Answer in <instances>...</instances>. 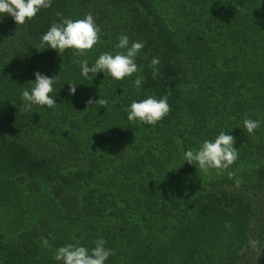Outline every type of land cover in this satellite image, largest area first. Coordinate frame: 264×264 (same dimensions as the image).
I'll use <instances>...</instances> for the list:
<instances>
[{"label": "trees", "instance_id": "trees-1", "mask_svg": "<svg viewBox=\"0 0 264 264\" xmlns=\"http://www.w3.org/2000/svg\"><path fill=\"white\" fill-rule=\"evenodd\" d=\"M89 13L101 31L84 56L39 46ZM122 34L144 43L138 73L82 77L77 61L121 51ZM37 71L58 75L57 105L23 111ZM150 95L167 96V116L130 124L125 108ZM246 116L260 121L252 134ZM221 131L239 153L229 169L184 163ZM100 238L106 264H264V0H51L24 25L0 23V264H59L57 248Z\"/></svg>", "mask_w": 264, "mask_h": 264}, {"label": "clouds", "instance_id": "clouds-1", "mask_svg": "<svg viewBox=\"0 0 264 264\" xmlns=\"http://www.w3.org/2000/svg\"><path fill=\"white\" fill-rule=\"evenodd\" d=\"M50 7L51 0H0V23L9 17L17 26L24 25L42 9ZM57 15L61 14L57 13ZM100 31V27L95 23L91 13L83 19L61 18L59 23H53L40 37L39 46L45 50H55L58 54L71 49L73 55L82 57L99 42ZM115 48L121 51L101 53L91 63L87 59L78 60L81 76L87 79L89 74L96 76L98 73H103L105 78L121 81L138 73L136 57L144 48V43L139 40L130 41L127 35L122 34L119 36ZM159 64V58L153 57L149 67L154 75ZM57 76L49 77L39 71L35 72V81L28 82L29 87H21L22 110L32 111L34 107L54 108L57 103L56 96L52 93ZM67 84L69 95H75L78 85ZM133 84L139 90L143 84V77L137 75ZM88 103L92 105L93 101L90 99ZM98 103L106 104L107 102L100 99ZM169 111L167 96L156 98L150 95L145 99L133 100L125 108L130 124L141 123L150 126L162 121ZM259 125L260 121L247 116L243 120L244 130L248 134L254 133ZM235 143L232 134L221 131L214 140L205 139L198 148L187 149L182 159L184 163L195 165L199 171L208 173L215 170L219 174L229 169L238 159L239 153ZM229 175L232 174L229 173ZM235 183L239 187L240 181L236 180ZM93 243L94 247L91 249L71 243L66 244L56 249L54 259L59 264H106L109 257L114 254L113 250L106 247L107 242L103 238L97 239ZM47 245L48 241L43 240L42 246L47 247Z\"/></svg>", "mask_w": 264, "mask_h": 264}]
</instances>
